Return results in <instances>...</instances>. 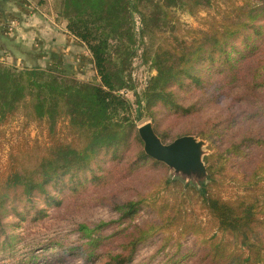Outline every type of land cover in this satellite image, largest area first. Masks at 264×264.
<instances>
[{
    "label": "trees",
    "instance_id": "1",
    "mask_svg": "<svg viewBox=\"0 0 264 264\" xmlns=\"http://www.w3.org/2000/svg\"><path fill=\"white\" fill-rule=\"evenodd\" d=\"M61 3L70 32L92 54L100 84L0 60V126H7L24 111L32 121L46 124L50 139L46 156L26 165L20 156L23 151L17 156L13 151L8 168L0 172V238L7 234L5 219L12 214L22 216L19 203H33L39 196L48 206H59L54 192H62L68 182L73 187L81 185L78 177L83 174L85 182L108 185L131 141L143 145L137 126L142 114L154 117L155 108L162 105L175 109L178 115H192L195 107L178 103V92L205 90L206 74L213 68H222L225 78L236 84L233 103L263 105L264 111L260 73L264 69V0ZM214 7L219 10L216 16L210 14ZM176 8L206 11L210 27L188 31L189 36L176 35ZM136 16L141 22L138 32ZM140 50L142 61L150 64L156 75L133 104L124 93L134 91L132 68ZM236 56L240 58L234 62ZM59 124L67 129L64 139L56 136ZM214 130L200 132L201 138L211 140ZM226 154L240 156L242 152L239 145L226 149L219 163L209 167L208 182L198 189L167 179L138 199L116 202L118 219L114 224L118 229L112 235L104 233L111 222L80 224L77 234L81 243L71 247L70 254L81 256L85 263L130 264L138 247L159 234H168L164 247L174 239L180 246V239L193 234L202 238L210 264H264V159L250 176L233 179L226 175ZM212 160L206 158L208 163ZM102 161L112 166L104 177L93 170ZM137 162L168 169L144 150L138 153ZM235 181L241 187H233ZM192 199L205 211L204 223L194 219L195 209L189 205ZM143 209L152 210L159 223L133 224ZM116 238L123 240L121 250L107 251Z\"/></svg>",
    "mask_w": 264,
    "mask_h": 264
},
{
    "label": "rangeland",
    "instance_id": "2",
    "mask_svg": "<svg viewBox=\"0 0 264 264\" xmlns=\"http://www.w3.org/2000/svg\"><path fill=\"white\" fill-rule=\"evenodd\" d=\"M12 5L13 11H0V60L20 68L39 66L82 82L100 84L91 52L70 32L68 20L61 14V0H14ZM173 11L179 22L175 30L178 36H189L188 31L210 27L206 11L191 8H176ZM218 12V8L214 7L210 14L216 16ZM135 20L138 32L141 22L138 16ZM239 58L236 56L234 62ZM260 73L263 80L261 93L264 94V69ZM225 74H222V68H213L206 74L205 90L200 92L191 88L186 94L178 92V103L183 107H195L192 115H178L175 109H165L161 105L155 108L154 117L143 113L137 126L151 124L165 144L188 132L186 136L203 141V161L207 172L212 163L215 166L219 163L217 161L226 149L239 145L240 156H224L228 163L226 175L244 179L264 159L263 105L233 103L238 89L235 83L225 78ZM155 75L153 67L142 61L140 50L132 68L134 91L125 92L124 96L134 104L137 97L143 96ZM133 109L137 106L134 105ZM133 115L136 117L135 111ZM209 130H214L213 138H201L200 132ZM56 134L64 139L67 129L59 124ZM22 144H25L26 150ZM49 146L46 124L32 121L21 111L7 126H0V172L8 168L13 151L17 156L22 150L20 156L27 165L46 156ZM141 150H144V142L142 145L131 141L108 185L105 182L97 185L85 182L83 174L78 177L81 185L73 187L68 182L62 192H54L59 206H48L39 196L33 199V203H19L18 210L22 216L12 214L4 222L7 234L0 238V264H103V261L85 263L81 256L70 254L69 249L81 243L77 234L80 224L111 222L104 233L112 235L118 229V225L114 224L118 219L113 206L116 202L138 199L167 179H178L183 185L187 183L199 188L195 178L187 180L176 175L168 166L164 170L152 163L140 164L137 155ZM206 158L213 160L208 163ZM131 165H134L132 169ZM111 168L102 161L93 170L96 175L104 177L106 170ZM235 185L241 187L236 181L233 187ZM189 205L195 209L194 219L197 217L204 223L206 213L196 200H190ZM148 223H159V218L147 209L141 210L133 221V224L142 226ZM167 235L159 234L140 245L130 264H210L208 249L201 237L189 234L180 239V246L174 239L164 247ZM122 243V239H114L107 251L118 253Z\"/></svg>",
    "mask_w": 264,
    "mask_h": 264
},
{
    "label": "water",
    "instance_id": "3",
    "mask_svg": "<svg viewBox=\"0 0 264 264\" xmlns=\"http://www.w3.org/2000/svg\"><path fill=\"white\" fill-rule=\"evenodd\" d=\"M144 142L145 153L159 161L187 180L195 178L198 185L208 177L207 166L203 161L204 142L194 136H183L169 144L163 143L151 124L139 128Z\"/></svg>",
    "mask_w": 264,
    "mask_h": 264
},
{
    "label": "crops",
    "instance_id": "4",
    "mask_svg": "<svg viewBox=\"0 0 264 264\" xmlns=\"http://www.w3.org/2000/svg\"><path fill=\"white\" fill-rule=\"evenodd\" d=\"M13 2H14V0H0V11L2 13H7L8 11H13V7H14V5H12ZM17 2H18V0H17ZM15 4H17V3L15 2Z\"/></svg>",
    "mask_w": 264,
    "mask_h": 264
}]
</instances>
